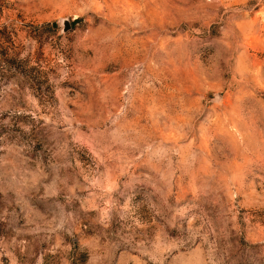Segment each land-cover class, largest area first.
<instances>
[{"label": "rangeland", "instance_id": "rangeland-1", "mask_svg": "<svg viewBox=\"0 0 264 264\" xmlns=\"http://www.w3.org/2000/svg\"><path fill=\"white\" fill-rule=\"evenodd\" d=\"M0 264H264V0H0Z\"/></svg>", "mask_w": 264, "mask_h": 264}, {"label": "water", "instance_id": "water-1", "mask_svg": "<svg viewBox=\"0 0 264 264\" xmlns=\"http://www.w3.org/2000/svg\"><path fill=\"white\" fill-rule=\"evenodd\" d=\"M62 24H63V28L62 30L65 32L67 30H69L71 28V22L68 20V19H64L62 21Z\"/></svg>", "mask_w": 264, "mask_h": 264}]
</instances>
